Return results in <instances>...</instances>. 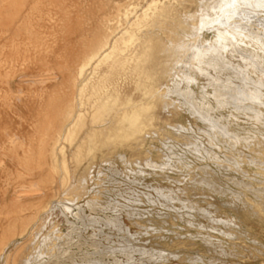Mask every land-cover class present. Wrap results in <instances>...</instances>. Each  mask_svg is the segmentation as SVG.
Returning a JSON list of instances; mask_svg holds the SVG:
<instances>
[{
	"label": "bare ground",
	"instance_id": "1",
	"mask_svg": "<svg viewBox=\"0 0 264 264\" xmlns=\"http://www.w3.org/2000/svg\"><path fill=\"white\" fill-rule=\"evenodd\" d=\"M176 1L179 0H0V181L3 182L0 186V264H29L38 256L40 258L41 253L53 255L50 253L53 247L37 243L39 236L44 241L49 239L45 236L50 233L56 234V226L50 222L45 228L44 218L40 216L52 207L64 210L68 207L64 200H78L86 194L88 179L84 171L78 175L79 157L87 158L82 168L86 170L89 169L88 157L96 150L101 156L114 153L117 146L141 150L147 124L155 114L150 109L165 98L163 91L168 89L167 85L176 82L179 75L191 77L196 68L201 71L198 69L202 64L195 60L198 56L190 53L182 56L184 30L190 29L184 19L192 20L191 15L198 12L205 16L221 14L216 26L208 28V23L203 24L209 31L199 38L200 41L198 36L192 35L202 45L201 50H207L206 42L220 30L240 45L251 48L252 41L264 51V18L252 17L255 12L252 16L235 8L233 12H225L226 5L219 7L224 0H189L186 7L181 10L177 7L179 10L166 14L165 5L176 4ZM208 33L212 36L208 37ZM199 45L196 48H200ZM181 60L184 65H179ZM257 61L254 67L259 64ZM257 82L260 88L262 83ZM254 95L249 94L250 97ZM168 104L173 103L165 105ZM11 116L19 125L27 127L24 135L4 123ZM215 120H211L212 124L217 125ZM155 132L157 136L158 130ZM150 133L152 135V131ZM16 181L26 184L22 183L16 191ZM26 197L32 200H23Z\"/></svg>",
	"mask_w": 264,
	"mask_h": 264
},
{
	"label": "rangeland",
	"instance_id": "2",
	"mask_svg": "<svg viewBox=\"0 0 264 264\" xmlns=\"http://www.w3.org/2000/svg\"><path fill=\"white\" fill-rule=\"evenodd\" d=\"M188 1L166 4L165 13L181 10L189 4ZM253 1L224 0L219 7L228 5L231 10L225 6L223 11L233 12L235 8L243 10L246 16L255 12L252 17L264 18V0ZM197 14L190 16L192 20H183L189 25L190 29L186 27L190 33L184 30L182 43L186 46L181 43V48L186 49L183 50L186 55L182 51V56H198L195 60L201 62L198 61L199 65L202 64L198 69L201 71L196 68L191 77L182 74L176 77V82L167 85L168 89H164L167 92L163 91V103L150 109L155 114L147 124L141 150L137 152L117 146V151L103 156L96 150L97 154L94 152L88 157L89 169L86 170L82 168L86 166L87 158L79 157L78 175L84 171L88 179L86 194L78 200H64L70 208L52 207L41 214L45 228L52 222L58 235L52 232L45 236L51 241L45 238L43 241L39 236L37 244L53 247L50 253L53 252L55 258L48 256L49 252L41 253L38 260L29 264H264V51L257 48L256 42L250 41V46L254 45L251 48L240 45L220 30L215 38L206 42L210 51L208 48L201 50L203 47L197 41L209 31V27L218 24L221 14ZM201 18L206 20L203 22ZM205 23L209 24L208 28L203 26ZM194 34L198 40L193 38ZM211 36L212 33H208V37ZM217 37L221 40L218 41ZM188 43L196 45L188 47ZM198 45L200 48H196ZM235 46L241 50H236ZM242 52L248 55L243 57ZM255 61L259 64L254 67ZM182 63L184 65V60L179 65ZM257 81L263 84L260 88ZM227 92L230 96H225ZM249 92L255 95L250 97ZM168 102L173 104L165 105ZM208 118L216 119L217 125ZM4 123L14 130L19 129L22 135L27 132V127L19 125L13 116ZM155 130H158L157 136ZM22 183L26 184L16 181V191ZM0 186H3L1 181ZM23 200L32 199L26 197Z\"/></svg>",
	"mask_w": 264,
	"mask_h": 264
}]
</instances>
